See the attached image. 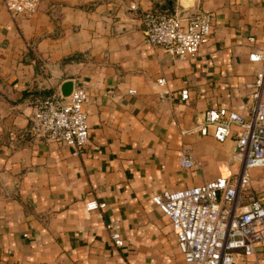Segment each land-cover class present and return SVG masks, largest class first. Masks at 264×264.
<instances>
[{"label":"crops","instance_id":"1","mask_svg":"<svg viewBox=\"0 0 264 264\" xmlns=\"http://www.w3.org/2000/svg\"><path fill=\"white\" fill-rule=\"evenodd\" d=\"M148 10L211 11L210 39L176 58L145 42ZM263 49L264 0H41L16 18L0 0V264H184L151 197L236 178L235 133L218 142L195 127L210 108L252 117L246 84L261 65L249 54ZM66 81L88 93L79 156L24 134L35 98ZM185 150L192 168L181 166ZM243 198L264 201V166L252 169ZM90 201L105 206L88 210ZM114 220L121 247L110 238ZM234 264H264V240Z\"/></svg>","mask_w":264,"mask_h":264},{"label":"built area","instance_id":"2","mask_svg":"<svg viewBox=\"0 0 264 264\" xmlns=\"http://www.w3.org/2000/svg\"><path fill=\"white\" fill-rule=\"evenodd\" d=\"M40 2L4 0V5L11 17L16 18L31 16L37 12ZM130 9H137L136 4H131ZM142 22L147 44L161 46L176 58H192L210 39L213 13L206 10L181 17L168 10H148L142 14ZM249 60L261 65L254 81L246 84L253 102L252 117L244 118L226 107L210 108L195 127L199 134L218 142L235 133L233 160L240 162L236 178L217 177L151 197L171 222L184 264H234L238 258L253 254L255 245L264 240V201H243L252 169L264 166V49L250 53ZM156 83L164 86L165 77L158 78ZM129 92L135 93V90ZM87 96V90L77 86L69 95H63L61 89H52L49 94L36 97L24 134L46 143L66 145L73 156L81 155L89 141ZM158 96L164 98L166 92H158ZM180 99H189L188 89L181 90ZM180 163L183 168L196 165L189 150L181 154ZM104 206L105 203L96 201L86 203L88 210ZM108 228L114 244L123 246L119 222H109Z\"/></svg>","mask_w":264,"mask_h":264},{"label":"water","instance_id":"3","mask_svg":"<svg viewBox=\"0 0 264 264\" xmlns=\"http://www.w3.org/2000/svg\"><path fill=\"white\" fill-rule=\"evenodd\" d=\"M73 88V84L70 81H66L64 83L61 84V92L63 95H69V93L71 92Z\"/></svg>","mask_w":264,"mask_h":264},{"label":"rangeland","instance_id":"4","mask_svg":"<svg viewBox=\"0 0 264 264\" xmlns=\"http://www.w3.org/2000/svg\"><path fill=\"white\" fill-rule=\"evenodd\" d=\"M243 201H244V198H243Z\"/></svg>","mask_w":264,"mask_h":264}]
</instances>
